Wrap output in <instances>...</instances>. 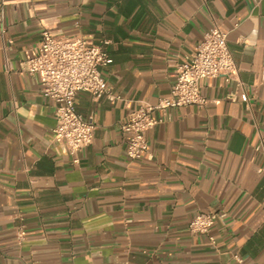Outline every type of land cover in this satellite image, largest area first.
I'll return each instance as SVG.
<instances>
[{
    "label": "crops",
    "instance_id": "crops-1",
    "mask_svg": "<svg viewBox=\"0 0 264 264\" xmlns=\"http://www.w3.org/2000/svg\"><path fill=\"white\" fill-rule=\"evenodd\" d=\"M214 27L238 74L202 80L203 107L154 111L153 160L128 159L121 124L170 94ZM44 30L110 41L103 74L122 100L77 96L96 124L79 164L21 69ZM210 212L225 214L214 244L188 227ZM0 264H264V0H0Z\"/></svg>",
    "mask_w": 264,
    "mask_h": 264
},
{
    "label": "built area",
    "instance_id": "built-area-1",
    "mask_svg": "<svg viewBox=\"0 0 264 264\" xmlns=\"http://www.w3.org/2000/svg\"><path fill=\"white\" fill-rule=\"evenodd\" d=\"M108 45L110 41L107 39L95 43L82 35L58 37L44 30L33 56L21 64L23 72L39 76L43 95L53 101V141L66 146L74 164L80 163L79 154L92 144L96 130L93 115L84 117L77 112V96L89 93L95 98L104 97L111 103L122 100L109 87L103 74L104 68L112 63ZM237 74L238 67L228 45L227 32L214 27L204 35L193 54L177 64L176 81L170 94L160 98L156 104L140 101L121 124L122 132L128 136V159L145 157L153 160L146 135L163 121L153 117L154 111L167 115L172 108L203 107L208 100L201 90L202 80L219 77L230 80ZM223 217V213H200L188 227L194 234L208 235L214 244L211 228L218 218ZM26 235L25 226H19L17 239L20 244L25 241Z\"/></svg>",
    "mask_w": 264,
    "mask_h": 264
}]
</instances>
